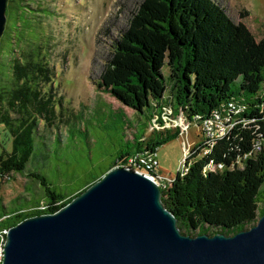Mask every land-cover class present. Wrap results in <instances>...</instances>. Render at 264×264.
Returning <instances> with one entry per match:
<instances>
[{
  "label": "trees",
  "instance_id": "trees-1",
  "mask_svg": "<svg viewBox=\"0 0 264 264\" xmlns=\"http://www.w3.org/2000/svg\"><path fill=\"white\" fill-rule=\"evenodd\" d=\"M7 10V28L20 37L24 12L14 0H8ZM41 62L38 55L23 56L14 62L9 81L0 78V124L12 140L11 152L0 155V179L18 174L31 181L27 199L5 206L0 201V232L57 211L115 166L135 171L142 156L156 155L180 134L154 130L151 138L140 140L155 117L161 124L165 109L171 118L181 115L189 123L216 113L232 124L210 143L197 140L183 161L185 170L160 188L161 202L180 233L193 237L195 226L196 235L233 236L264 214V37L256 41L214 0H143L113 41L95 86L138 117L132 140L125 138V129L133 122L122 111L108 110L96 120V126L108 119L124 121L117 157H49L58 153L50 144L60 141L37 132L49 103L41 89ZM93 122L84 131L70 130L66 145L75 147L79 137L88 141ZM55 169L69 179V187L51 179Z\"/></svg>",
  "mask_w": 264,
  "mask_h": 264
},
{
  "label": "rangeland",
  "instance_id": "rangeland-1",
  "mask_svg": "<svg viewBox=\"0 0 264 264\" xmlns=\"http://www.w3.org/2000/svg\"><path fill=\"white\" fill-rule=\"evenodd\" d=\"M15 1L25 18L19 27L21 35L17 38L9 32L6 20L5 32L0 38V78L5 83L9 81L14 62H21L23 56L31 55L34 59L39 56L42 80H45L41 82V89H44V99L49 103H44L47 111L38 118L37 132L50 142L55 139L60 141L50 144V151L57 148L58 153L54 155L52 151L49 157H117L116 147L121 140L124 121L108 119L96 126V120L108 110L114 113L122 111L128 121L133 122L131 128L125 129V138L132 140L137 132L135 122L138 117L134 110L121 106L109 95L98 91L95 83L99 80L113 41L127 27L143 0ZM214 1L222 6L234 23H242L256 41L264 37V0ZM27 25H31L32 29H28ZM139 118L142 121L143 115L140 114ZM90 121H94L92 125L96 127L91 126L89 140L79 137L75 147L67 146L68 132L75 129L84 131ZM174 126L170 123L169 129L162 131L180 133L181 128L177 126L178 129H175ZM195 131L192 127L187 133H180L157 148L158 169L166 179H172L181 171L186 151L197 142ZM153 134L154 130L149 126L140 140L151 138ZM11 150L10 134L0 124V155ZM238 167H242L240 160ZM50 174L60 188L69 187V179L63 178L58 170ZM30 185V179L18 174L1 178V203L5 206L16 198L27 199L26 187ZM32 188L36 185L32 184ZM193 229L195 236L197 228L193 226Z\"/></svg>",
  "mask_w": 264,
  "mask_h": 264
},
{
  "label": "water",
  "instance_id": "water-1",
  "mask_svg": "<svg viewBox=\"0 0 264 264\" xmlns=\"http://www.w3.org/2000/svg\"><path fill=\"white\" fill-rule=\"evenodd\" d=\"M1 264H264V214L233 236L183 235L160 188L115 166L57 211L7 229Z\"/></svg>",
  "mask_w": 264,
  "mask_h": 264
},
{
  "label": "built area",
  "instance_id": "built-area-1",
  "mask_svg": "<svg viewBox=\"0 0 264 264\" xmlns=\"http://www.w3.org/2000/svg\"><path fill=\"white\" fill-rule=\"evenodd\" d=\"M161 124H156V117L154 118V123L152 124V131L153 130H163L169 129L170 123L175 124L176 128L179 126L180 133H187L192 127L195 128V134L197 140L204 139L206 142H212L215 138H219L223 136L229 128L232 127V124H225L222 122L221 118L215 113L210 118H207L202 121H194V122H186L181 115H176L174 118H171V111L169 109L163 110L161 113ZM178 118V119H176ZM176 119V120H175ZM196 119V118H195ZM174 126V127H175ZM193 145H190L189 149L186 151V157L190 154V149ZM255 150H259V146L255 147ZM245 158V157H244ZM132 163V160L129 161ZM212 169L216 166L210 165L209 167ZM158 163L156 160L155 154H150L146 156H142L138 162V168H136V172H139L146 176L147 178L151 179L159 188H164L166 183H169L172 179H166V176L157 173ZM218 169L222 168V165H217ZM185 169L182 168V171ZM7 230L0 232V264L3 259V243L5 239V235Z\"/></svg>",
  "mask_w": 264,
  "mask_h": 264
}]
</instances>
